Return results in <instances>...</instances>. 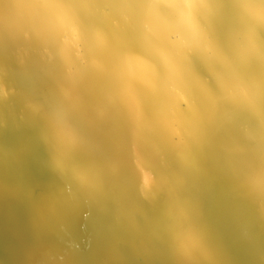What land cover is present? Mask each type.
Returning a JSON list of instances; mask_svg holds the SVG:
<instances>
[{"label":"bare ground","instance_id":"6f19581e","mask_svg":"<svg viewBox=\"0 0 264 264\" xmlns=\"http://www.w3.org/2000/svg\"><path fill=\"white\" fill-rule=\"evenodd\" d=\"M223 6L227 18L218 27ZM258 27H264V0H0V99L21 102L29 119L41 120L56 166L77 184L65 199L74 212L61 216L53 204H40L31 244L19 261L13 250L21 244H3L0 264L11 256L17 264H86L69 229L77 212L91 207L116 221L119 208L129 229L141 231L143 200L157 198L170 222L164 256L171 254L176 264H247L240 254L237 262L208 207L213 199L238 198V187L242 200L235 213L245 215L253 206L264 219ZM195 59L208 69L210 82L197 75ZM15 64L21 73L13 71ZM229 101L257 118L243 132L255 141L247 157L253 159H239L234 186L220 180L212 163L220 154L217 144L230 159L241 147L240 139L226 137L229 129H219L234 116ZM105 196L115 207L102 202ZM119 239L115 234L112 240ZM116 251L103 264L126 263Z\"/></svg>","mask_w":264,"mask_h":264},{"label":"water","instance_id":"95a60500","mask_svg":"<svg viewBox=\"0 0 264 264\" xmlns=\"http://www.w3.org/2000/svg\"><path fill=\"white\" fill-rule=\"evenodd\" d=\"M230 5H232V1ZM234 8L236 9L235 3ZM224 9L223 6L215 21V23L218 21V27L227 18ZM234 23L236 21L231 23V27ZM222 27L224 28V25ZM217 31L223 35L220 30ZM258 31L260 42L264 46V27H258ZM225 32L227 33L226 30ZM223 40L225 41V39ZM196 60H193V63L197 66V75L210 82L211 74L208 69L204 68L202 62L197 64ZM19 68L17 69L15 64L13 71L20 72L21 67L19 66ZM225 103L234 116H230L229 123L224 121L219 129L221 132L229 129L225 134L226 137L232 136L231 138L240 139L241 147L231 150L233 153L227 151L234 154L233 159H230L231 156L224 152V146L217 144L216 148L220 150H218L220 154L213 155L215 159L212 160V163L220 180H223L226 186L231 184L234 186L238 179L237 168H240L241 164L239 159L244 157H246L244 160L253 159L247 157L250 155L249 149L255 141L243 132H245V126H255L257 118L255 115L251 116L248 108L244 106L236 107L230 101ZM28 109L21 102L15 101L14 105H10L0 99V252L3 244L16 246L20 243L18 250H13L16 261L22 257L25 246L31 244L33 228L41 222L40 204L51 203L56 210L58 209L61 216H65L72 210L66 205L69 200L65 199L74 195V188L77 186L76 181L66 169L56 166L52 156V149L53 155L55 152L54 143L52 141L51 145L44 133H40L39 127L43 126L40 119L38 121L31 120L25 115V112L29 111ZM232 125L235 128H231ZM229 160H232L231 163L233 162L232 165L236 169L232 167ZM236 188L235 195L238 198L228 202L213 199L210 203L211 206L208 207V218L218 228L221 236L227 240L228 247L233 249L236 254L235 258H238V254H240L242 257L248 258L247 264H264V219L260 217L258 210L253 206L247 209L245 215L241 212L238 215L235 213L234 207L242 200V195L238 194L239 188ZM59 189L62 191L60 195ZM46 191H50L49 198L42 196ZM110 195L115 196L114 193ZM112 196L103 197L102 202L110 200L111 205L115 207ZM157 201L158 198L155 202L147 204L149 201L143 200L147 217L144 214L138 216L137 223L140 224L141 231L129 229L126 217L119 208L115 209L118 215L116 221L113 220L111 213H102L91 207L77 212L75 218L69 220V223L72 224L69 229L70 231L74 230V241L77 250L80 249V255L84 262L86 264H103L104 257L106 258L110 251L117 249L123 253L126 259V263L123 264H176L171 254L164 256L162 253V249L170 252L169 249L163 248L167 242L165 235L170 222L167 212L160 210ZM73 212L71 211V213ZM81 215L82 222L85 221L87 224L85 232L81 227L82 222H76ZM212 232L216 234L213 229ZM78 233L84 234L80 237ZM156 233L159 235V240L152 241L150 237L153 234L156 237ZM115 234L120 238L119 243L112 240L115 239ZM42 235L46 236L45 233ZM48 235H52L49 238H54V241L59 242L56 234ZM92 237L98 242L93 241ZM141 240L144 242L143 246ZM64 242L66 241L64 240ZM4 259L7 264H17L12 256Z\"/></svg>","mask_w":264,"mask_h":264}]
</instances>
